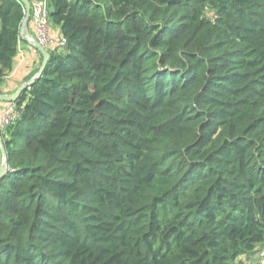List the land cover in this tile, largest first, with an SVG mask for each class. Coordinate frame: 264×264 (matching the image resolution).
Instances as JSON below:
<instances>
[{
    "label": "trees",
    "instance_id": "16d2710c",
    "mask_svg": "<svg viewBox=\"0 0 264 264\" xmlns=\"http://www.w3.org/2000/svg\"><path fill=\"white\" fill-rule=\"evenodd\" d=\"M66 45L0 132V264H264V0H49ZM24 18L0 0V79Z\"/></svg>",
    "mask_w": 264,
    "mask_h": 264
},
{
    "label": "crops",
    "instance_id": "0c3cea01",
    "mask_svg": "<svg viewBox=\"0 0 264 264\" xmlns=\"http://www.w3.org/2000/svg\"><path fill=\"white\" fill-rule=\"evenodd\" d=\"M50 33L53 38L61 36V30L54 25L50 20ZM28 31L34 36V28L29 21ZM42 60L41 53L30 45L29 42L20 39L18 42L17 53L13 59L11 71L2 79H0V93L7 95H14L17 89L30 79L38 70ZM7 102L0 100V118L3 107ZM2 155L0 153V163Z\"/></svg>",
    "mask_w": 264,
    "mask_h": 264
},
{
    "label": "built area",
    "instance_id": "2783aa9c",
    "mask_svg": "<svg viewBox=\"0 0 264 264\" xmlns=\"http://www.w3.org/2000/svg\"><path fill=\"white\" fill-rule=\"evenodd\" d=\"M30 1V22L34 28V37L48 51L61 50L65 47V38L61 35L53 38L50 33L49 0H29ZM17 111L15 102H7L3 107L0 118V132L8 125L15 122Z\"/></svg>",
    "mask_w": 264,
    "mask_h": 264
},
{
    "label": "water",
    "instance_id": "95a60500",
    "mask_svg": "<svg viewBox=\"0 0 264 264\" xmlns=\"http://www.w3.org/2000/svg\"><path fill=\"white\" fill-rule=\"evenodd\" d=\"M20 1L24 6V18L22 20L21 27L19 30L20 39L29 42L31 46L37 49L42 55V60L36 73L30 79L22 83V85L17 89L14 95H7L0 93V100L5 102H16L19 99L21 93L25 89H27L37 78H39L50 58V52L43 45H41L37 41V39L33 35H31L28 31V24L30 21V1L29 0H20ZM0 153L2 155V159L0 163V178H1L5 176L7 172L10 170L7 163V155L1 135H0Z\"/></svg>",
    "mask_w": 264,
    "mask_h": 264
},
{
    "label": "rangeland",
    "instance_id": "374dc122",
    "mask_svg": "<svg viewBox=\"0 0 264 264\" xmlns=\"http://www.w3.org/2000/svg\"><path fill=\"white\" fill-rule=\"evenodd\" d=\"M49 25H51L50 22H49Z\"/></svg>",
    "mask_w": 264,
    "mask_h": 264
}]
</instances>
